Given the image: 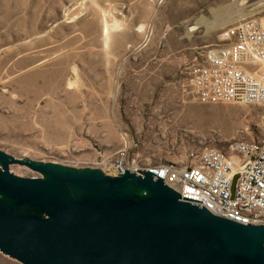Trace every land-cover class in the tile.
I'll use <instances>...</instances> for the list:
<instances>
[{
	"label": "rangeland",
	"instance_id": "374dc122",
	"mask_svg": "<svg viewBox=\"0 0 264 264\" xmlns=\"http://www.w3.org/2000/svg\"><path fill=\"white\" fill-rule=\"evenodd\" d=\"M99 1L0 0V150L79 168L121 146V131L142 140L157 129L138 148L153 162L184 157L165 151L169 142L227 150L264 137L263 104L202 103L189 85L201 61L196 37L216 43L240 18L264 19V0H161L140 35L125 6L102 9L116 31L101 35ZM9 170L40 175L18 163ZM0 264L22 263L0 252Z\"/></svg>",
	"mask_w": 264,
	"mask_h": 264
},
{
	"label": "water",
	"instance_id": "95a60500",
	"mask_svg": "<svg viewBox=\"0 0 264 264\" xmlns=\"http://www.w3.org/2000/svg\"><path fill=\"white\" fill-rule=\"evenodd\" d=\"M0 164V252L22 264H264V224L215 215L152 172L112 177L3 150Z\"/></svg>",
	"mask_w": 264,
	"mask_h": 264
},
{
	"label": "built area",
	"instance_id": "2783aa9c",
	"mask_svg": "<svg viewBox=\"0 0 264 264\" xmlns=\"http://www.w3.org/2000/svg\"><path fill=\"white\" fill-rule=\"evenodd\" d=\"M196 53L201 61L193 68L189 85L198 101L264 105V19L242 17L223 27L216 43L205 44ZM121 135V146L97 151L87 167L100 168L112 177L125 168L149 171L182 198L215 215L264 224V137L231 141L227 150L184 140L169 142L163 149L184 150V157L153 162L139 154V137L126 131Z\"/></svg>",
	"mask_w": 264,
	"mask_h": 264
},
{
	"label": "crops",
	"instance_id": "0c3cea01",
	"mask_svg": "<svg viewBox=\"0 0 264 264\" xmlns=\"http://www.w3.org/2000/svg\"><path fill=\"white\" fill-rule=\"evenodd\" d=\"M99 1V0H98ZM161 0H100L98 3L96 2V5L99 9L98 10V16H99V12H100V18H99V30L101 32V35L104 33H110L116 31L115 27H114V23L112 22H107L106 20H104V16H103V8H109V7H114V6H125L127 8V21L128 22H133L134 24H138L136 26L133 27L132 31H137V35H140L139 32L141 31L140 29L143 27L142 25L145 24L146 22H150L149 20V14H150V8L152 6H157L160 4ZM135 8H137V14H135L134 10H136ZM114 10V9H113ZM112 10V11H113ZM97 13V12H96ZM113 19V18H111ZM105 25H104V23ZM109 24V25H108ZM141 24V25H139ZM112 25V26H110ZM118 29V28H117ZM128 31H131L130 29H128ZM100 35V36H101ZM209 36L207 35H200V37H196V41L197 43L193 46V48L195 47V52H197V50H199L201 47H203V45L208 44V40ZM121 83V82H119ZM126 84V82H124ZM137 84V82H135ZM5 90V89H2ZM141 99V98H140ZM149 128L144 129L143 134L149 132ZM150 134L148 135L149 138H144L141 140L142 141V150L147 149V141H148V145L152 144V139H151V135H153L152 133H158V130H152V133L149 132ZM162 134L164 132H161ZM156 139V137H155ZM154 143V142H153ZM155 144V143H154ZM147 147V148H146ZM161 148H163V146H159ZM142 156H147V155H142ZM150 156V155H148Z\"/></svg>",
	"mask_w": 264,
	"mask_h": 264
},
{
	"label": "flooded vegetation",
	"instance_id": "af4514ba",
	"mask_svg": "<svg viewBox=\"0 0 264 264\" xmlns=\"http://www.w3.org/2000/svg\"><path fill=\"white\" fill-rule=\"evenodd\" d=\"M0 168H1V164H0ZM38 177H43L42 174H40Z\"/></svg>",
	"mask_w": 264,
	"mask_h": 264
},
{
	"label": "bare ground",
	"instance_id": "6f19581e",
	"mask_svg": "<svg viewBox=\"0 0 264 264\" xmlns=\"http://www.w3.org/2000/svg\"><path fill=\"white\" fill-rule=\"evenodd\" d=\"M192 28H194V27L191 26V29H192Z\"/></svg>",
	"mask_w": 264,
	"mask_h": 264
}]
</instances>
